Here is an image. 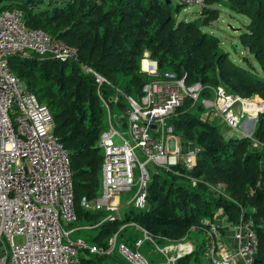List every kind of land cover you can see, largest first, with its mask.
<instances>
[{
  "label": "trees",
  "instance_id": "trees-1",
  "mask_svg": "<svg viewBox=\"0 0 264 264\" xmlns=\"http://www.w3.org/2000/svg\"><path fill=\"white\" fill-rule=\"evenodd\" d=\"M212 5L248 19L238 39L262 77L232 63L219 50L218 39L202 30L218 19L219 9ZM179 8L170 0H0V11L21 12L27 28L41 29L77 52L76 62L9 60L10 70L52 114L53 133L69 157L76 224L84 219L94 225L102 213L83 211L80 201L94 198L99 185L101 154L96 145L105 124L98 95L106 100L114 94L106 84L97 87L84 68L135 97L149 79L140 72V61L148 53L160 73L184 77L186 85L220 86L243 99L258 96L264 103V0H204L198 23L178 21ZM189 104L186 100L170 122L174 132L198 149L195 165L189 171L177 167L179 176L156 171L147 185L146 208L128 207L121 224L104 222L93 243L106 247L119 225L131 222L158 241L177 243L222 208L228 223H251L258 242L253 264H264V149L255 150L248 138L225 139L212 123L200 119V107L194 113ZM252 139L264 144V104ZM188 178L195 180L194 186ZM195 254L176 264H209ZM110 256L80 259L81 264H100Z\"/></svg>",
  "mask_w": 264,
  "mask_h": 264
},
{
  "label": "built area",
  "instance_id": "built-area-1",
  "mask_svg": "<svg viewBox=\"0 0 264 264\" xmlns=\"http://www.w3.org/2000/svg\"><path fill=\"white\" fill-rule=\"evenodd\" d=\"M181 3L202 7L204 0ZM13 57H37L60 63L78 61L76 50L41 29L27 28L21 12L0 11V264H81L80 256H109L116 247L117 233L106 247L89 245L71 236L78 228L71 229L76 225V213L69 157L53 134L48 107L10 70L9 60ZM84 71L94 76L97 87L106 84L114 90L106 100L98 95L108 123L97 142L101 153V195L94 200L82 199L80 206L85 211L116 213L118 207L113 199L132 191L129 204L142 209L150 179L146 163L150 169L160 167L167 171L191 166L194 152H189L180 163L179 151L174 147L165 152L163 140L165 133H173L169 121L186 100L190 102L189 110L200 107L204 119L208 117L224 125L227 138L239 130L243 119H256L262 112L259 104L250 103V109L246 99L229 94L220 86L186 85L184 77L160 73L151 59L141 69L149 79L136 98L124 95L91 69L86 67ZM112 106L121 107L117 125L128 131L133 145L114 129L112 121L117 118L110 112ZM136 150L144 156L143 163L139 162ZM114 220L112 215L105 219ZM129 225L151 241L146 231ZM232 233L237 245L235 253H217L211 243L206 252L209 264H236L237 260L242 264L254 263L258 242L250 223L241 220L232 227ZM117 250L129 264H151L137 249L124 243H118ZM159 252L166 254V260L155 264H175L191 249L174 257H169L165 250Z\"/></svg>",
  "mask_w": 264,
  "mask_h": 264
},
{
  "label": "crops",
  "instance_id": "crops-1",
  "mask_svg": "<svg viewBox=\"0 0 264 264\" xmlns=\"http://www.w3.org/2000/svg\"><path fill=\"white\" fill-rule=\"evenodd\" d=\"M229 58V57H228ZM150 59L149 58V54L148 53H145L143 55V58L141 59L140 61V72H141V69H144L145 66H146V61ZM233 63V62H232ZM23 85V83H22ZM24 86V85H23ZM117 89V88H116ZM124 94V93H123ZM125 95V94H124ZM128 96V95H127ZM137 96V95H136ZM135 96V97H136ZM129 97H132V96H129ZM133 97V98H135ZM246 101L248 102L247 105H249L250 103H253V104H259L261 107H262V111H263V101L258 97V96H254V97H251V98H248L246 99ZM119 108L121 107H118V106H112L110 109H111V113H113V110L114 109H118L120 110ZM239 109V107L237 108ZM194 110V109H192ZM195 110H198V109H195ZM121 112V110H120ZM260 114V113H259ZM258 114V115H259ZM116 115V121H112V125L114 127L117 126V123H119L118 121H120L121 119V115L119 114H115ZM258 115L256 117V119L254 118H251V117H246V119L242 121L241 123V126L239 128V130L234 133L233 135V138H237V139H242V138H248L250 141H252V145L254 147L255 150H261V149H264V144H260L258 143L257 141L253 140L252 139V134L255 130V127H256V122H257V118H258ZM200 119L204 120V121H207L209 123H212L213 124V121H216V120H212L211 118H208L207 117V120L203 118L204 114H202L200 112ZM219 125L223 126L224 127V132L222 134V136L225 138V139H229L227 138L228 137V130L227 128L220 124L218 121H216ZM104 124H105V130L107 129V124H106V111H105V108H104ZM169 125L172 126V129H173V133H174V126H173V123L169 121ZM214 125V124H213ZM215 126V125H214ZM121 128V127H120ZM53 131H54V126H53ZM103 131V132H104ZM102 132V133H103ZM101 133V134H102ZM172 133V134H173ZM54 134V133H53ZM100 134V135H101ZM171 134V135H172ZM181 138V137H180ZM232 138V137H231ZM182 139V138H181ZM183 140V139H182ZM98 142V141H97ZM183 144H181L179 147L176 143L175 140H168L167 141V151L171 150V149H177L179 151V162L182 163V159L184 156L188 155L189 152H194V154H192V164L189 168L187 167H181V166H178L180 168H183L187 171L191 170V168L195 165V162H196V155H197V152H198V149L196 148L195 144L193 143H190V142H187V141H184L183 140ZM174 144V145H173ZM193 145V146H192ZM97 147V145H96ZM100 152V151H99ZM101 154V153H100ZM101 164V162H100ZM176 168H174V170L172 169V171H167L166 169L164 168H160V167H154L153 169H150L149 170L151 171V175L149 174L150 176V179H149V182L151 180V177L152 175L156 172V171H165V172H170L174 175H178V171H176ZM175 171L177 172V174L175 173ZM149 172V171H148ZM189 179V182L191 183V185H195V184H192V180L194 179H191V178H188ZM195 181V180H194ZM148 182V184H149ZM196 183V182H195ZM147 184V185H148ZM99 185H101V177H100V170H99ZM98 185V186H99ZM133 194V191L131 192ZM131 193H126V194H131ZM132 194H131V197H132ZM101 195V193H100ZM124 195V194H122ZM130 197V199H131ZM98 198L97 196V192H96V196L92 199H86V198H81L82 199H86V200H94ZM121 195H118L116 196L114 199H113V204L115 206H117L119 208V206L121 205ZM130 199L128 200V204H127V207L123 210L122 214H121V218L118 219L116 218L115 216V220H118V222L120 223L123 219H124V212L128 209V207H132L130 204H129V201ZM81 202V201H80ZM134 208V207H132ZM146 208V202H145V206L144 208L142 209H145ZM82 209V207H81ZM135 209V208H134ZM83 210V209H82ZM138 210H141V209H138ZM85 211V210H83ZM118 211V210H117ZM85 212H88L89 214H94V213H99V211H85ZM101 215L100 217L98 218L96 224L94 225H90V224H87V221H84V219H81L80 221H78V223L74 226V227H71L72 230L74 229H77L75 232H73L71 234V236L75 235L76 233H78L80 230H96V233L94 236H96L98 234V229L100 228L101 224H104V222H109V221H105V219L110 216V213L108 215L106 214V211H101ZM112 221V222H114ZM241 221V220H240ZM239 221V222H240ZM246 222H249V221H246ZM250 223V222H249ZM121 224V223H120ZM129 224H134V223H127V224H123V225H126V227L123 229V230H120L121 227L123 225H119L118 227V231L116 232L117 235L120 231H122L121 233H119L118 237H116V240H119L120 243H124L126 244L129 248L131 249H137L141 246V243L142 241H136L134 240L132 237H126L125 235V231L129 228H133L135 231L139 232L141 235H143L140 231H138L137 229H135L134 227L130 226ZM239 224V223H238ZM251 224V223H250ZM136 225V224H135ZM89 226L90 229H84V227H87ZM137 226V225H136ZM233 226H236V225H232L230 223L227 222V219H226V216L223 212V209L222 208H219V209H216L215 212H214V216H213V219H208V218H205V219H202L201 222H200V228H191L190 231H200L202 232L204 235H205V239L203 240L202 244L198 245V246H194L192 242L188 241V232L187 233V236L185 237V239H182L180 242H177V243H170V242H163V241H158L157 239L153 238L151 235H148L151 237V243L154 245V249L156 250V252L159 254V262H163L166 260V254H163L161 252H159V250H165L169 253V257H174L176 256L177 253H185V251L191 249V252L189 254H184L180 259L184 258V257H188V256H192L193 254L195 253H203V256L207 259L208 263H209V259L208 257L206 256V252L210 249L211 247V243H214L215 245V250L217 253H229V254H234L235 251H236V248H237V245H236V242L233 238V233H232V227ZM138 227V226H137ZM140 228V227H139ZM142 229V228H141ZM213 229V230H212ZM120 230V231H119ZM144 230V229H143ZM145 231V230H144ZM115 233V234H116ZM114 234V235H115ZM113 235V236H114ZM94 236L91 238V241H92V244L93 243V239H94ZM113 236L111 238H113ZM108 239V242L110 241V239ZM149 241V240H147ZM140 244L137 246V243ZM161 243V244H164V247H160V246H157L158 244L157 243ZM108 245V244H107ZM114 251V250H113ZM200 251V252H199ZM115 253V252H114ZM112 252L111 256L102 260L100 262V264H129L128 262H126L122 257H120L118 254V256H116ZM197 254V255H198ZM196 255V254H195ZM199 256V255H198ZM178 259V260H180ZM177 260V261H178ZM176 261V262H177ZM151 264H155L157 263L155 260H152V261H149ZM175 262V264H176ZM236 264H242V262L240 260H237L236 261Z\"/></svg>",
  "mask_w": 264,
  "mask_h": 264
},
{
  "label": "rangeland",
  "instance_id": "rangeland-1",
  "mask_svg": "<svg viewBox=\"0 0 264 264\" xmlns=\"http://www.w3.org/2000/svg\"><path fill=\"white\" fill-rule=\"evenodd\" d=\"M171 6L175 8L176 6H179V12L175 14L176 19L178 21L180 20H187V21H193L196 20L197 23L203 19V16H201V6H186L181 3V0H170ZM211 7H217L219 9V15L217 21L213 22L208 29L203 28L202 30L204 32L209 33L210 35L215 36L219 41V50L221 52H224L228 55V59L233 62L234 64L246 69L250 73L262 77V71L260 66L256 63L254 60L252 54L248 52V50L244 47H242L239 43L238 34H240V31L245 28V25L248 23V19L244 16H241L235 12H233L231 9H229L226 6H215L212 5ZM136 98V97H135ZM253 104V103H251ZM247 105L250 109L253 105ZM238 105L235 106L234 110H238ZM195 113L196 110H193ZM114 114L120 115V110L114 109ZM213 124L215 125L217 131L222 135L224 132V127L219 125L216 121H213ZM114 129L130 144L133 145V142L128 134V131L124 128H120L114 125ZM175 140L178 147L183 144V140L180 138L179 134L174 132L171 134H164V150L167 152V141L168 140ZM138 160L140 163H143L145 158L142 156L141 152L139 150L135 151ZM144 167L149 171V174L151 175V171L149 170V163H146ZM101 193V185L98 186L97 189V196L100 197ZM132 194V193H131ZM131 194H124L121 195V205L118 208V211L116 213H110V215L115 216L116 218L120 219L121 214L123 210L127 207L128 200L131 197ZM108 215L109 213L106 212ZM96 230H80L78 233L72 236V238H79L87 242L89 245L92 244L91 238L95 235ZM126 237H132L136 241H142L141 246L138 248V252L145 257L148 261L155 260L157 263L159 262V254L154 249V245L150 242L144 239L143 235H141L139 232L135 231L133 228H129L125 231ZM205 239V235L196 230V231H190L188 233V241L192 242L194 246H198L202 244L203 240ZM119 240H116V247L113 251V253L116 256H120V253L117 250ZM157 243V242H156ZM157 246L164 247V244L157 243ZM200 252V251H199ZM118 254V255H117ZM169 255V253L167 254ZM195 254L192 255L194 257ZM200 257L203 256V253L198 254ZM0 256H1V249H0ZM123 258V257H122ZM124 259V258H123ZM125 260V259H124Z\"/></svg>",
  "mask_w": 264,
  "mask_h": 264
},
{
  "label": "water",
  "instance_id": "water-1",
  "mask_svg": "<svg viewBox=\"0 0 264 264\" xmlns=\"http://www.w3.org/2000/svg\"><path fill=\"white\" fill-rule=\"evenodd\" d=\"M169 2V0H165V3H168ZM193 146V145H192Z\"/></svg>",
  "mask_w": 264,
  "mask_h": 264
}]
</instances>
